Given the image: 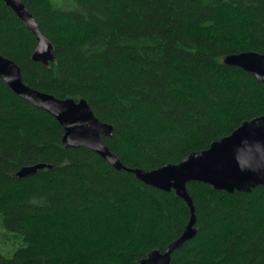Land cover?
<instances>
[{"label":"trees","instance_id":"1","mask_svg":"<svg viewBox=\"0 0 264 264\" xmlns=\"http://www.w3.org/2000/svg\"><path fill=\"white\" fill-rule=\"evenodd\" d=\"M22 1L56 61H33L37 40L2 0L0 55L27 86L87 101L113 127L102 139L125 169L67 147L58 121L0 78V264H138L165 253L190 207L132 171L177 165L264 116V82L225 62L264 55V0ZM187 189L195 236L171 264H264V186Z\"/></svg>","mask_w":264,"mask_h":264},{"label":"water","instance_id":"2","mask_svg":"<svg viewBox=\"0 0 264 264\" xmlns=\"http://www.w3.org/2000/svg\"><path fill=\"white\" fill-rule=\"evenodd\" d=\"M37 40L33 61L49 66L56 61L54 46L41 33L38 23L22 0H2ZM227 65L238 67L264 82V55L242 53L228 56ZM0 78L20 98L52 117L64 129L63 143L69 148H87L121 171L124 165L104 143L102 137L110 138L113 127L102 123L85 100L58 99L27 86L20 67L0 55ZM45 165L26 167L19 176L36 174ZM146 185L164 192H176L191 210V220L183 236L168 247L165 253L153 251L138 264H171V255L185 241L195 236V209L188 194L187 185L199 182L227 193H250L264 186V116L244 122L229 137L215 142L203 152L192 153L177 165H167L155 170L132 171Z\"/></svg>","mask_w":264,"mask_h":264}]
</instances>
